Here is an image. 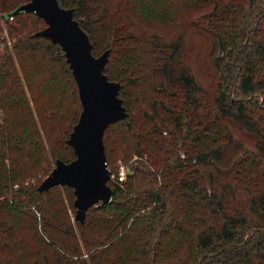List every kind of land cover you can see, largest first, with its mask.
Here are the masks:
<instances>
[{
    "label": "trees",
    "instance_id": "obj_1",
    "mask_svg": "<svg viewBox=\"0 0 264 264\" xmlns=\"http://www.w3.org/2000/svg\"><path fill=\"white\" fill-rule=\"evenodd\" d=\"M27 1L0 0V41L3 23L16 37L0 54V264H264V168L249 165L264 164V0H59L95 55L111 48L129 114L104 132L107 164L135 156L76 224L74 188L38 185L76 157L79 91L62 46L35 35L45 19L7 17Z\"/></svg>",
    "mask_w": 264,
    "mask_h": 264
},
{
    "label": "water",
    "instance_id": "obj_2",
    "mask_svg": "<svg viewBox=\"0 0 264 264\" xmlns=\"http://www.w3.org/2000/svg\"><path fill=\"white\" fill-rule=\"evenodd\" d=\"M28 11L47 23L35 35L62 46L77 82L82 107L67 140L76 157L68 162L57 159L52 171L38 185L39 190H48L53 185L72 186L75 219L84 222L90 207L100 201L111 202L113 188L108 184L111 169L103 135L109 124L124 120L129 113L120 97L121 83L111 80L104 72L111 48L100 55L93 53L90 37L74 17V9L62 6L59 0H28L7 17Z\"/></svg>",
    "mask_w": 264,
    "mask_h": 264
},
{
    "label": "rangeland",
    "instance_id": "obj_3",
    "mask_svg": "<svg viewBox=\"0 0 264 264\" xmlns=\"http://www.w3.org/2000/svg\"><path fill=\"white\" fill-rule=\"evenodd\" d=\"M12 20H15V18ZM12 20H10V21L12 22ZM3 31H4L3 32V39L1 41H5L7 47H12L13 42L15 41L16 37L11 35V33L8 30V27L5 25V23H3ZM8 43H10V44H8ZM195 47L196 48L193 47L194 50L192 53V57H193V60L195 62L194 63L195 68L198 72L202 73V76L204 77V80L206 82L205 83L206 86L210 87V78H209V76H207V74H209L207 72V63H206V60L202 57L204 47H202L201 45L198 47L197 46H195ZM4 51H6V49H1L0 54L3 53ZM259 102L262 103L261 101H259ZM208 142L212 143L211 140ZM246 146L248 148H252L251 144L248 141H246ZM182 154H183V151L181 152V155ZM239 154L241 155V152H239L238 155ZM134 160H135V156L131 155V154H130V156H127L125 158H123V156H121V155H117V156H115V158H112V160L110 162V166H108V168L114 169V173L117 174L118 172H116V169L119 171L121 169L120 165H123V166H126V168L132 169L131 167L133 166ZM257 164L258 163H249V165H251V167H253L255 170L257 168L258 169H261L262 167L264 168V164H262V165H260V164L257 165ZM62 192L64 193L65 189L62 190ZM68 206H69V213L72 216L73 222L75 223V221H76L75 220L76 208L74 209L70 205H68ZM37 216H39V214ZM39 220H40V225H41V220H42L41 216L39 217Z\"/></svg>",
    "mask_w": 264,
    "mask_h": 264
},
{
    "label": "built area",
    "instance_id": "obj_4",
    "mask_svg": "<svg viewBox=\"0 0 264 264\" xmlns=\"http://www.w3.org/2000/svg\"><path fill=\"white\" fill-rule=\"evenodd\" d=\"M15 15H12L9 17L10 20L14 19ZM10 44V43H8ZM7 46H6V42L5 41H0V51L1 49H6ZM120 170L118 171L117 174L115 173H111V178H117L119 181H123L126 179V175H127V172H128V168H126V166H123V165H120ZM39 214V212H38Z\"/></svg>",
    "mask_w": 264,
    "mask_h": 264
}]
</instances>
